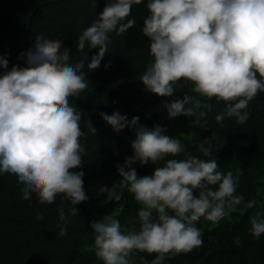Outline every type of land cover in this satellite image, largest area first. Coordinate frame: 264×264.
<instances>
[{
	"label": "clouds",
	"instance_id": "obj_1",
	"mask_svg": "<svg viewBox=\"0 0 264 264\" xmlns=\"http://www.w3.org/2000/svg\"><path fill=\"white\" fill-rule=\"evenodd\" d=\"M143 2L107 0L99 18L78 37V51L83 52L86 45L99 50L87 63L90 72L100 67L108 53L109 33L120 36L132 28L136 24L135 19H128L132 7ZM147 9L150 15L144 19L142 32L149 38L154 59L140 77L146 90L173 97L175 85L181 80L191 82L192 91L200 97L226 104L215 117L218 123L222 125L228 117L244 124L250 115L249 103L264 92V0H148ZM26 56L25 67L13 66L0 76V174L18 178L25 200L35 194L47 205L55 203L58 195L73 206L86 202L84 172L73 171L83 167L85 148L80 138L86 134L80 127L82 113L69 103L70 97L89 86L85 60L70 64L62 41L43 36H37ZM8 63L2 60L0 67L7 68ZM163 107L170 118L194 117L196 124L201 119L206 123L212 111L211 103L187 94L182 100H166ZM100 115L117 134L125 128L134 131V156L126 160V166L165 161L152 175L143 177L134 168L125 171L117 166L123 177L118 186L141 205V227L122 231L113 215L94 221L95 255L103 264H135L136 252L155 253L150 264H162L166 258L203 245L202 232L195 226L201 217L217 223L237 211V206L256 207V200L245 203L242 195H235L239 176L219 170L213 152L220 149H214L209 139L199 146L207 160L191 154L183 160H166L185 151L180 139L165 134L166 128L149 129L140 124L139 116L129 120L118 111ZM88 127L96 134L91 121ZM59 212L61 221H66L62 206ZM71 213L77 215V209L72 207ZM36 218L42 220L43 214L38 212ZM250 223L251 234L258 239L264 234V211H255ZM66 232L61 228L58 235Z\"/></svg>",
	"mask_w": 264,
	"mask_h": 264
},
{
	"label": "trees",
	"instance_id": "obj_2",
	"mask_svg": "<svg viewBox=\"0 0 264 264\" xmlns=\"http://www.w3.org/2000/svg\"><path fill=\"white\" fill-rule=\"evenodd\" d=\"M106 2L0 0V63L5 59L9 62L7 68L0 67V76L13 66L25 67L26 54L33 49L37 36H43L62 41L63 48L69 51L70 64L85 60L83 71L89 85L79 96L69 98L70 105L82 113L80 127L86 134L80 138L85 148L83 167L73 171L84 172V190L89 199L75 206L59 195L51 205L41 204L35 194L25 200L18 178L8 173L0 174V264H103L95 255L91 228L94 221L113 215L120 221L122 231L140 230L138 211L141 205L132 193L118 186L123 177L117 166L125 167V171L134 168L137 175L143 177L152 175L165 161L157 165L137 162L126 166V160L134 156V131L125 128L117 134L100 115H112L117 111L129 120L139 116L140 124L147 128H166V135L180 139L185 151L175 157L168 156L166 160H183L187 154L207 160L209 157L203 155L199 146L209 139L214 149H220L213 152L219 170L225 174L232 171L239 176L235 195H242L245 203L257 201L253 209L237 206V211L217 223L201 217L195 226L202 232L203 245L189 253L166 258L162 264H264V234L257 239L250 231V216L257 210L264 211V92L249 103L250 115L244 124L225 117L221 125L215 117L226 104L217 103L215 98L200 97L192 91L191 82L181 80L174 86L173 97L147 91L140 77L154 59L149 38L142 32L144 19L150 15L148 0L133 5L128 19H135L136 24L125 34L109 33L112 43L108 53L100 67L90 72L87 63L99 50L86 45L83 52L78 51V37L99 18ZM257 76L259 78L258 73ZM185 94L212 104L206 123L201 119L196 124L194 117L183 115L169 117L163 107L165 101L182 100ZM90 121L97 129L96 134L89 131ZM212 187L218 188V185ZM101 188L106 191H100ZM195 194L198 196V190ZM61 206L67 218L64 222L60 219ZM72 207L77 209V215H72ZM38 212L43 214L42 220H37ZM153 219H156L155 213ZM61 228H66V235H58ZM155 258V253L133 254L135 264H144V261L150 264Z\"/></svg>",
	"mask_w": 264,
	"mask_h": 264
}]
</instances>
